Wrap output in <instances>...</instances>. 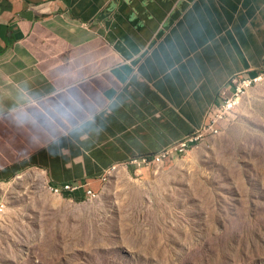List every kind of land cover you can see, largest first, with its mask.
<instances>
[{
    "label": "crops",
    "instance_id": "0c3cea01",
    "mask_svg": "<svg viewBox=\"0 0 264 264\" xmlns=\"http://www.w3.org/2000/svg\"><path fill=\"white\" fill-rule=\"evenodd\" d=\"M263 60L264 0H0V200L24 173L97 192Z\"/></svg>",
    "mask_w": 264,
    "mask_h": 264
},
{
    "label": "rangeland",
    "instance_id": "374dc122",
    "mask_svg": "<svg viewBox=\"0 0 264 264\" xmlns=\"http://www.w3.org/2000/svg\"><path fill=\"white\" fill-rule=\"evenodd\" d=\"M104 178L94 200L8 185L0 264H264V83L186 155Z\"/></svg>",
    "mask_w": 264,
    "mask_h": 264
},
{
    "label": "built area",
    "instance_id": "2783aa9c",
    "mask_svg": "<svg viewBox=\"0 0 264 264\" xmlns=\"http://www.w3.org/2000/svg\"><path fill=\"white\" fill-rule=\"evenodd\" d=\"M264 83V60L263 65L253 77H246L242 74L231 77L227 83L221 87L218 92V103L212 105L206 112V123L197 130L193 135L187 136L176 144L163 149L161 152L141 157L129 159L126 163L117 164L118 172L127 170L128 166L134 168V174L139 175L143 170L160 168L166 163H171L173 157H182L186 155L194 146L206 141L208 138L216 137L220 134L225 125L232 120L241 103L252 89ZM102 174L100 183L104 178ZM48 191L55 196L68 195L73 198H85L94 200L97 198V192L88 189L81 183L66 184L62 186H46ZM6 215V203L0 200V222Z\"/></svg>",
    "mask_w": 264,
    "mask_h": 264
},
{
    "label": "bare ground",
    "instance_id": "6f19581e",
    "mask_svg": "<svg viewBox=\"0 0 264 264\" xmlns=\"http://www.w3.org/2000/svg\"><path fill=\"white\" fill-rule=\"evenodd\" d=\"M111 168V167H110ZM105 179V178H104Z\"/></svg>",
    "mask_w": 264,
    "mask_h": 264
}]
</instances>
